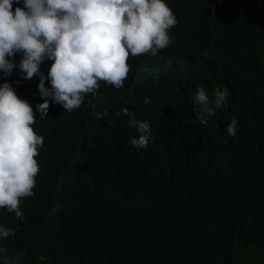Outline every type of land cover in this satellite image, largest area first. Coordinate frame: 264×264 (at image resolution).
Returning a JSON list of instances; mask_svg holds the SVG:
<instances>
[{
	"label": "trees",
	"instance_id": "trees-1",
	"mask_svg": "<svg viewBox=\"0 0 264 264\" xmlns=\"http://www.w3.org/2000/svg\"><path fill=\"white\" fill-rule=\"evenodd\" d=\"M166 2L173 43L130 57L136 80L122 90L101 82L71 113L50 100L41 119L39 77L6 78L44 144L25 219L0 209V225L17 229L0 240V264H264V0ZM199 87L211 105L215 88L228 92L207 129L192 115ZM124 107L150 123L147 147L131 145L140 133Z\"/></svg>",
	"mask_w": 264,
	"mask_h": 264
},
{
	"label": "clouds",
	"instance_id": "clouds-1",
	"mask_svg": "<svg viewBox=\"0 0 264 264\" xmlns=\"http://www.w3.org/2000/svg\"><path fill=\"white\" fill-rule=\"evenodd\" d=\"M20 3L0 0V74L4 77L0 83V209L23 221L21 203L34 195L40 172L36 158L44 137L34 130L32 105L18 96L6 78L16 69L22 79L39 77L37 87L43 102L36 110L41 119L46 117L50 100L71 113L86 96L97 95L101 82L109 85L107 89L119 91L136 80L128 77L130 57L157 56L173 43L170 33L178 19L166 0H23V7ZM17 53L21 54L18 64L13 59ZM46 59L52 61L47 74L41 70ZM227 96V89L215 88L213 106L199 87L195 97L199 104L192 107L195 124L201 129L212 125L215 108L223 106ZM122 112L140 133L131 145L147 147L150 123L138 121L127 107ZM226 130L229 136H236L235 118ZM51 211L58 212L59 207ZM16 231L0 225V240ZM5 251L0 246V253Z\"/></svg>",
	"mask_w": 264,
	"mask_h": 264
},
{
	"label": "rangeland",
	"instance_id": "rangeland-1",
	"mask_svg": "<svg viewBox=\"0 0 264 264\" xmlns=\"http://www.w3.org/2000/svg\"><path fill=\"white\" fill-rule=\"evenodd\" d=\"M186 65V62H181V64H180V66H185ZM161 68H164L163 66H161L160 64H155L153 67H152V70H153V72L151 73V74H153V73H155V72H157L159 69H161ZM90 129H91V127H88L87 128V130H86V132H89L90 131ZM84 142V139L82 140V142H81V144ZM261 260L260 259H255V263L256 264H261L262 262H260Z\"/></svg>",
	"mask_w": 264,
	"mask_h": 264
},
{
	"label": "bare ground",
	"instance_id": "bare-ground-1",
	"mask_svg": "<svg viewBox=\"0 0 264 264\" xmlns=\"http://www.w3.org/2000/svg\"><path fill=\"white\" fill-rule=\"evenodd\" d=\"M235 67V66H234ZM141 168V167H140ZM73 180V179H72Z\"/></svg>",
	"mask_w": 264,
	"mask_h": 264
}]
</instances>
